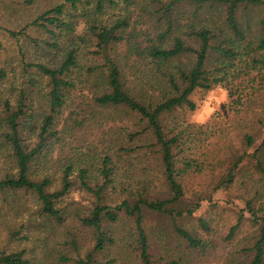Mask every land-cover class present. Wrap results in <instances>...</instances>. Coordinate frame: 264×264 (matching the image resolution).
Masks as SVG:
<instances>
[{"label": "rangeland", "instance_id": "rangeland-1", "mask_svg": "<svg viewBox=\"0 0 264 264\" xmlns=\"http://www.w3.org/2000/svg\"><path fill=\"white\" fill-rule=\"evenodd\" d=\"M96 1L76 0L72 7L64 0H0V72L4 74L0 77V115L4 102L13 105L21 83L26 81L23 62L53 67L68 48V40L63 39L60 51L50 52L44 46L47 36L33 27L17 38L8 32H19L44 12L62 5L64 21L74 24L76 36H85L87 42L78 45L79 69L73 76L75 88L56 121L58 140L34 162L31 172L36 178L52 177L51 190H55L62 168L71 164L70 178L74 184L60 204L65 225L59 226L40 216L38 202L29 193H0V250L24 251L29 264H73L75 259H85L92 252V232L82 229L78 218L89 213L94 199L80 187L78 172L85 169L90 184L99 183L100 161L108 152L120 148L135 150L129 155L116 152L119 161L113 159L107 206H117L143 189L159 195L165 192L161 168L150 148L153 140L148 133H140L144 128L140 119L126 110L93 111L91 97L96 80L87 70L102 67L104 61L92 55L96 49L88 27L94 22L109 25L128 15L134 21L137 16L135 6H127L122 0H109L114 5L105 4L103 12L98 14ZM261 9L239 11L252 32L257 30ZM31 40H36L39 47H34ZM110 57L118 62L136 90L143 86L130 71L133 59H126L122 43L113 47ZM253 59L255 63L251 62ZM248 62L247 67L236 62L231 70L234 78L228 79V86L223 83L209 91H195L190 96L195 104L193 110L176 109L161 117L164 134L168 138L177 137L173 150L176 171L180 173L187 160L195 161L197 167L186 169L178 178L183 197L169 207L181 212V216L172 220L151 214L143 219L152 264H248L250 261L249 254L243 250L253 245L259 218H264V176L258 171V164L264 165V53L252 55ZM34 89V111L38 112L39 100L46 92L45 82L40 81ZM82 110L90 115L89 121L80 130L72 129L69 114L83 113ZM37 125L33 118L23 130L26 145H33ZM244 136L254 139V144L247 146ZM239 158H242L240 162ZM11 167L8 153L0 147V177ZM254 220L258 222L254 224ZM238 222V229L230 236L231 228ZM176 226L204 241L206 247L190 249L176 235ZM20 228L19 236L25 239L11 242L10 233ZM108 229L113 242L104 251L93 253V264H141L133 221L121 215ZM72 236H75V248Z\"/></svg>", "mask_w": 264, "mask_h": 264}, {"label": "trees", "instance_id": "trees-1", "mask_svg": "<svg viewBox=\"0 0 264 264\" xmlns=\"http://www.w3.org/2000/svg\"><path fill=\"white\" fill-rule=\"evenodd\" d=\"M30 2V0H28ZM75 6L76 0H64ZM127 6H135L137 16L130 21L131 15L116 19L109 25L92 23L88 34L94 38L93 56L103 59L102 67L89 68L95 75L96 87L91 97L93 111L126 110L136 115L144 128L140 133H148L153 140L150 148L161 168V178L165 186L162 195L143 189L142 193L123 200L119 205L109 207L106 204V191L112 183L113 167L119 161L117 153L129 155L135 150L120 148L108 152L100 161V182L91 185L86 170L78 172V183L92 195L94 204L89 213L78 218L82 229L92 232L94 247L85 259L77 258L73 264H93V253L102 252L112 244L108 226L118 221L121 215L131 219L136 232V252L141 264H152L149 256L148 238L143 227L145 215L158 214L172 220L181 216L169 206L183 197V189L178 182L186 169L196 168L195 161L187 160L184 168L176 171L173 150L177 137L168 138L161 126V117L176 109L193 110L195 104L190 96L198 90L209 91L223 83L229 85L231 70L236 62L249 65L248 59L254 54L264 53V1L263 0H122ZM105 4L114 5L109 0H97L95 10L101 14ZM262 7L261 18L257 22L256 32L239 11L254 10ZM63 6H56L37 17L30 25L19 32H8L12 38L25 36L28 27H33L47 36L44 46L50 52H59L63 39L68 40L60 62L56 66L23 62L22 74L26 81L21 83L15 102H4L0 115V147L8 153L11 169L0 177V193L24 192L35 197L40 216L53 220L59 226L65 225V217L60 204L74 184L70 178L71 164L62 168L58 188L51 190L52 177L36 178L32 174L34 162L48 152L54 140H58L56 121L70 93L75 88L74 73L79 69L80 42L85 36H76L74 24L63 19ZM251 37V38H250ZM89 41V40H88ZM39 47L36 40H31ZM125 47L126 59H133L130 71L143 84L140 89L131 85L127 74L122 71L116 60L110 57L113 47L118 44ZM1 49V44H0ZM255 63L256 60H251ZM0 77L4 74L0 72ZM234 78V77H233ZM45 82L46 92L39 100L38 112L34 111L35 86ZM83 84V83H82ZM83 111V110H82ZM75 116V117H73ZM38 121L37 133L32 146L24 143L22 132L29 121ZM90 115L71 112V128L80 130L89 121ZM65 126H69L64 121ZM64 126V127H65ZM247 146L254 139L244 136ZM3 146V147H2ZM242 158L237 159L240 162ZM258 171L264 176V165L258 164ZM113 166V167H112ZM142 191V190H141ZM251 211V210H250ZM255 216L253 211L250 212ZM253 245L244 249L248 253V264H264V218H259ZM254 220V224L257 223ZM239 223L231 228L232 236ZM205 228L204 223H201ZM20 230L9 235L11 242L25 239ZM175 233L190 249H201L206 244L191 233L175 227ZM75 236L72 246L75 248ZM0 264H29L24 251L5 252L0 250ZM170 264H175L171 262Z\"/></svg>", "mask_w": 264, "mask_h": 264}]
</instances>
